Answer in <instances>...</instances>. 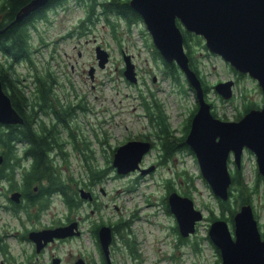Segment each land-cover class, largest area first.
Listing matches in <instances>:
<instances>
[{"label": "rangeland", "instance_id": "1", "mask_svg": "<svg viewBox=\"0 0 264 264\" xmlns=\"http://www.w3.org/2000/svg\"><path fill=\"white\" fill-rule=\"evenodd\" d=\"M48 14L51 23L46 26L47 39L44 42L32 40L31 58L38 70L43 72L48 69L53 73L57 80L55 93L63 101L75 104L81 100L79 102L84 105V109H75L70 119L71 128L79 139L83 137L88 141L91 156L89 163L106 169L101 179L89 183L86 162L80 150L70 153L68 164L60 163L61 174L71 186L82 187L86 181L96 194V200L92 203L79 197V201L85 203L77 211L87 214L90 219L126 223L119 224L121 233L131 242L135 254L133 259L128 257V264H215L220 255L210 238L205 236L208 235L210 224L207 219L209 210L212 208L214 214L218 215V203L200 172L194 153L181 150L161 163L159 149L152 147L140 161L143 167L155 165L153 170L146 173L135 170L118 174L114 167L108 169L107 166L111 164L113 147L147 133L153 138L151 134L154 128L149 121L145 103L156 111L154 99L161 106L169 125L176 128V134H180L181 127L195 104V93L186 78L182 75L184 91L178 83L166 76L164 59L153 53L150 46L152 38L142 18L127 28L124 20L113 14L109 16L115 23V38L107 21L99 14L95 22H82L85 10L75 0H63L49 10ZM82 28L87 31L80 35L79 30ZM96 42H101L109 51V59L103 68L96 64ZM193 48L198 73L210 85L205 94L206 99L212 102L217 117L234 119L242 110L244 100L259 106L263 104V93L255 78L247 73L238 74L239 71L219 54L208 50L202 36L200 43H194ZM120 49L133 55L135 69L138 71L136 83L125 79L119 70L123 63ZM3 59L5 58L0 53V60ZM90 64L95 67L92 74L88 72ZM14 68L23 82L32 86L29 78L30 63L18 62ZM226 79L234 81L233 95L229 99L222 98L213 89L214 83ZM63 135L66 134L63 132ZM82 142L83 140L78 141V145L82 146ZM56 162L58 164V160ZM233 166L231 157L230 171ZM240 166L243 167L245 181L254 182L257 169L254 153L244 149ZM187 174L193 176L192 188L187 185ZM167 181L181 194L189 190L188 196L203 212V218L196 224L195 232L185 241H180L183 237H180L178 228L173 229L177 226L175 217L166 210L164 197L167 195ZM7 187L5 181L0 182V261L3 264H25L26 255L31 253L32 248L30 240L21 238L20 234L26 226L33 223L25 220L24 212L13 213L3 207V204H8L4 194ZM251 205L262 233L264 179L259 180ZM32 210L34 209L31 207L30 211ZM44 210L45 214L39 222L45 224L62 220L70 214L62 198L56 193L52 194ZM228 224L232 228L233 223L228 221ZM118 242H122L121 239ZM52 246L54 251L63 254V264H70L69 251L94 250L92 236L87 231L78 239ZM116 255L119 256L118 253ZM47 260L48 253L42 258L43 264H48ZM120 263L122 264L121 261Z\"/></svg>", "mask_w": 264, "mask_h": 264}, {"label": "water", "instance_id": "2", "mask_svg": "<svg viewBox=\"0 0 264 264\" xmlns=\"http://www.w3.org/2000/svg\"><path fill=\"white\" fill-rule=\"evenodd\" d=\"M47 0H31L20 8L10 25L21 21L32 9ZM136 10L164 60L174 62L183 72L197 100V109L191 118L185 142L192 149L200 172L213 194L223 201L228 197L231 183L229 159L239 169L244 149L254 153L257 170L264 179V102L258 108L245 112L239 119H222L212 113L211 103L206 99L199 75L190 67L186 53L182 27L204 38L208 50L219 54L235 70L255 78L264 97V0H129ZM97 65L103 68L109 51L97 44L94 47ZM125 67L123 76L130 82H137V74L131 55H123ZM94 66L89 67V74ZM232 79L213 84L214 91L224 99L233 95ZM22 116L13 107L11 99L0 80V123L22 122ZM151 149V141L132 138L119 144L112 153L111 164L118 174L138 170L146 173L154 164L142 167L140 161ZM3 154L0 152V164ZM81 199H89L91 192L78 187ZM9 198L21 200V192L14 190ZM169 211L174 215L178 232L187 237L195 232L196 224L202 220L203 212L195 206L194 200L171 190L167 194ZM233 226L223 218L212 220L208 237L220 254L219 264H264V236L258 228L251 204L241 205L233 214ZM75 223L51 228L30 230L28 237L39 250L54 237H65L77 233ZM111 229L107 225L99 228V241L105 250L111 241ZM59 258H53L58 264ZM35 264V263H32ZM76 264H81L77 261Z\"/></svg>", "mask_w": 264, "mask_h": 264}, {"label": "trees", "instance_id": "3", "mask_svg": "<svg viewBox=\"0 0 264 264\" xmlns=\"http://www.w3.org/2000/svg\"><path fill=\"white\" fill-rule=\"evenodd\" d=\"M30 1L0 0V12H3L0 31L11 23L17 11ZM48 1L59 4L63 0H47L45 3ZM75 2L85 10V16L81 19L82 22H95L99 14L107 21L111 34L115 38H117L115 23L110 20L109 16L113 14L124 20L127 28H130L131 23L141 20L140 14L129 5V0H75ZM97 9H100V12H97ZM18 23H13L4 32L0 33V53L5 58L0 60V80L11 99L13 107L23 119L20 123H0V152L3 154V162L0 164V182H2L1 179H5L11 188H20L23 200L22 207L27 212H30L31 206H35L34 210L37 211L45 209L51 194L56 192L68 209L71 210L80 202L78 193L75 187L71 186L69 181L62 176L60 168L56 167L54 162V159L58 157L57 153L62 158L66 157L63 152L65 142L71 141L72 145L80 150L86 162L87 181L89 183H95L101 179V175L106 169L89 163L91 156L88 152V141L83 137L79 139L71 128L70 119L75 109L77 107L84 109V105L79 102L81 100L76 101L75 104L71 101L65 102L55 93V84L57 83L55 76L50 70L45 69L41 72L34 65L30 55V42L24 37L22 27L18 26ZM177 23L181 27L184 47L189 57V65L199 75L193 45L194 43H200V36L185 30L178 20ZM150 46L153 48L154 54L160 55L152 41ZM22 61L30 63L31 70L30 75H28L32 80V86L23 82V78L14 68L16 63ZM164 64L166 66V76L170 77L174 83H178L180 89L184 90L181 82L182 75L184 76L183 72L174 62L169 63L164 60ZM237 73L243 75L242 72ZM199 78L206 94L210 89V85L200 75ZM188 85L191 88L189 83ZM210 103L212 113L217 116L212 102ZM153 104L157 109L156 111L145 103L149 121L154 128L151 134L153 138L149 135L150 133L144 134L140 138L150 140L153 147L159 149L162 162L181 150H187L193 154L192 149L185 142V137L189 131L191 118L198 106L196 97L195 104L184 121L180 134H176V128L169 125L158 101L154 99ZM258 107H260L258 104L244 100L242 110L236 114L234 119H239L248 110ZM63 132L66 135H63ZM80 140H83L82 146L78 145ZM116 147H113V151ZM108 162L107 157L106 163ZM107 166L110 169L112 164ZM17 172L19 173L18 179L15 177ZM230 175L231 183L228 188V197L223 201L216 196L219 214H214L211 208L207 216L210 222L222 217L232 224V216L235 211L243 204H251L253 194L258 189L259 180L263 179L256 169L254 182L245 181L243 167L239 165L238 169L235 163L231 168ZM44 177L49 178L47 185L41 183V178ZM186 181L188 187L192 188L194 180L191 174L186 175ZM83 184H86V181ZM34 185H37L36 190H34ZM173 189L172 183H168L166 194ZM184 194L190 195V191L187 190ZM164 201L166 202V210L169 211L167 195L164 197ZM261 234L264 236V231ZM180 237L182 238V236ZM205 238H209L208 235ZM183 239L186 238L183 237ZM214 248L219 254L215 245ZM219 262L220 259L218 258L215 264H219Z\"/></svg>", "mask_w": 264, "mask_h": 264}, {"label": "flooded vegetation", "instance_id": "4", "mask_svg": "<svg viewBox=\"0 0 264 264\" xmlns=\"http://www.w3.org/2000/svg\"><path fill=\"white\" fill-rule=\"evenodd\" d=\"M56 5H57V3L55 4L51 1H48L47 3L41 4L38 7L32 9L27 15L24 16V18L21 21H18L19 22L18 26L22 27L21 28L22 33H23L24 37H26L27 41L30 42V45H31L32 40L40 41V42L46 41V39H47L45 36L46 26H47V24L51 23V19L49 18L48 12H49V10H52ZM2 16H3V12H0V21L2 20ZM40 25H41V27H40ZM84 31H87V29H85V30L83 28L80 29L79 32H82L80 35H82L84 33ZM97 44L101 45V42H98V43L96 42L94 47ZM30 48L32 49L31 46H30ZM120 51H121V57H122L123 63H122V66L120 67L119 70L123 74V70L125 67L123 55H124V53H127V52L125 49H120ZM131 61L134 63L133 55H131ZM96 64H97V60H96ZM91 66H94V65L90 64L89 67H91ZM93 68L95 69V67H93ZM134 68H135V63H134ZM137 73H138V71L136 70V74ZM138 139H142V138H138ZM145 140H147V139H145ZM152 147H153V145L151 142V148ZM76 151H77V148L74 147V145H72L71 141L65 142V144L63 146V152L66 155V157L62 158L60 156V154L57 153L58 157L54 159L55 166L59 168L60 163H62L63 165L68 164L70 162V160H69L70 153H75ZM57 160H58V164L56 162ZM27 161H28V159H27ZM160 162L162 163V160ZM27 165H28V163H27ZM154 167H155V165H154ZM111 168H113V166ZM15 177L17 179L19 178L18 172H17ZM1 181H2V183L4 181H5V183H7V181L5 179H3V180L1 179ZM48 182H49L48 177L41 178V183L43 185H47ZM7 185H8V187L6 188L4 194L7 198L8 204H3V207L6 209H9L13 213H16L17 211L18 212H20V211L24 212L25 220L31 221L33 223V225H31V226H26L25 229L23 230V232L20 234L21 238H27L31 242L30 245H31L32 251L30 254L26 255L25 264H32V263L43 264L42 258L46 253H48V260H47L48 264H53V258L54 257L59 258L58 264H63V261H64L63 254L54 251L55 248L52 245H56V244L59 245V244L65 243V242L72 241L74 239H78L84 231H87V233L92 236L93 249L94 250H92L91 252L88 250H80V251H76V252L69 251L68 259L71 260L70 264H76L77 261H79V260L81 261V264H121L120 261L122 262V264H128V257L132 258V259L134 258L135 254H134L131 242L128 240L127 237H125L121 233V226L119 224H126L125 222L120 221L119 223L118 222H112L111 223V222H106V221L99 220V219H90L87 214L86 215L80 214L77 211V208L81 204L85 203L84 201H80L76 205V207H74L70 210V214L68 216H65L64 219L50 221L46 224L40 223L39 220L45 214V210L44 209L39 210V211L32 210L30 212H27L22 207L23 206L22 191L20 190V188H11L8 183H7ZM82 187L91 192V196L89 199H86L87 200L86 202L92 203L93 201H95L96 200V194L93 192L91 187L88 184H83ZM36 189H37V185H34V190H36ZM14 190H19L21 192V200L19 202H14L9 198L10 193ZM75 190L78 193V188H75ZM7 193H9V195H7ZM56 194H58V193L56 192ZM51 196H52V194H51ZM51 196H50L49 200L51 199ZM31 207L33 209L36 208L35 206H31ZM73 222L75 223V226L73 225V230L76 231L77 233H74L72 235H68L65 237H54L52 240L45 243L39 250L36 247V243L28 237V232L32 229L39 230V229H43V228H51V227H56L59 225H66V224L73 223ZM85 223H86V225H85ZM103 225H107L110 227L111 235H112L111 241L108 245V251L107 252H105V250L103 249V247L99 241V228ZM173 229H176V226H174ZM184 238H186V237H184ZM1 239H2V237L0 236V243H2ZM118 239H121L122 242L119 243ZM186 239H188V236ZM186 239H180V241H183V240L185 241ZM117 253L119 254V256L116 255ZM0 264H3L2 260L0 261Z\"/></svg>", "mask_w": 264, "mask_h": 264}]
</instances>
